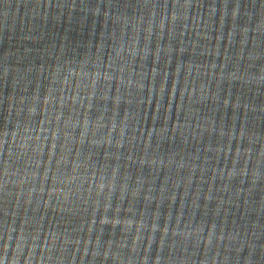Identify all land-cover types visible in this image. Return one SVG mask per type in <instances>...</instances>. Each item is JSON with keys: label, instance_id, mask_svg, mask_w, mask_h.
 <instances>
[{"label": "water", "instance_id": "1", "mask_svg": "<svg viewBox=\"0 0 264 264\" xmlns=\"http://www.w3.org/2000/svg\"><path fill=\"white\" fill-rule=\"evenodd\" d=\"M0 264H264V0H0Z\"/></svg>", "mask_w": 264, "mask_h": 264}]
</instances>
